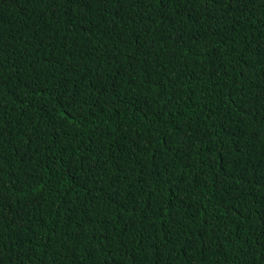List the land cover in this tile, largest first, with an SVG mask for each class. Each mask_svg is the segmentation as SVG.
<instances>
[{
	"label": "trees",
	"instance_id": "trees-1",
	"mask_svg": "<svg viewBox=\"0 0 264 264\" xmlns=\"http://www.w3.org/2000/svg\"><path fill=\"white\" fill-rule=\"evenodd\" d=\"M0 264H264V0H0Z\"/></svg>",
	"mask_w": 264,
	"mask_h": 264
},
{
	"label": "bare ground",
	"instance_id": "bare-ground-1",
	"mask_svg": "<svg viewBox=\"0 0 264 264\" xmlns=\"http://www.w3.org/2000/svg\"><path fill=\"white\" fill-rule=\"evenodd\" d=\"M4 255V254H3Z\"/></svg>",
	"mask_w": 264,
	"mask_h": 264
}]
</instances>
